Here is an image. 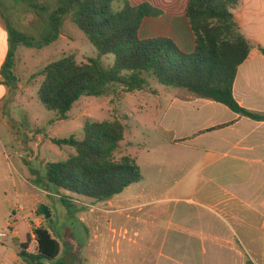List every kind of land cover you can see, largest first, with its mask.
<instances>
[{
    "label": "rangeland",
    "instance_id": "374dc122",
    "mask_svg": "<svg viewBox=\"0 0 264 264\" xmlns=\"http://www.w3.org/2000/svg\"><path fill=\"white\" fill-rule=\"evenodd\" d=\"M38 3L39 7H33L20 0L7 1L11 23L36 41L49 32L50 14L59 5L56 0H38ZM70 55L78 63L99 56L97 47L77 26L73 13L65 19L56 42L40 47L21 45L16 51L15 71L26 88L22 97L21 92H18L17 100L11 105L13 120L4 138L7 166L0 172L5 179L12 180L10 198L13 203L9 207L10 189L6 187L8 196L3 199L4 209L0 210V231L8 229L7 219L13 215L16 220L9 230L18 231L21 242H26L30 231L27 220L32 229L37 223L49 228L59 240L61 251L54 259L42 260V264H118L126 259L129 260L128 264H132L136 254L132 247L139 242L147 245H160L165 241L168 244L172 241L181 242L180 234L169 232L168 217H163L160 222V219H156V212L173 208L174 205L180 209L181 198L196 195L195 187L176 185L175 181H179L177 178L184 172L180 165V154L172 146L165 145L158 136L162 130L159 127L160 117L155 116V104L161 102L165 105V93L174 92L177 88L163 85L153 78H148L143 90L134 92H128L121 85H112L105 95L82 96L74 103L67 117L61 118L57 111L43 105L39 89L44 80V68ZM101 62L106 68L112 67L115 55H104ZM88 120L122 122L125 138L114 156L134 157L144 174L142 181L118 194L121 199L127 200L128 206L133 203L141 205L120 215L119 221L104 212L108 210L106 201L59 193L46 180L48 163L65 161L76 154L75 147L59 146L53 139H81ZM2 188L0 183L1 191ZM19 194L39 195L37 204L20 209L25 214L32 211V218L26 220L23 215L16 216L11 211V208L24 203ZM62 196L72 199L65 201ZM44 208L48 209L49 218H46ZM155 220L160 223V227L156 233H151V223ZM36 247L37 244H33L31 251L35 252Z\"/></svg>",
    "mask_w": 264,
    "mask_h": 264
},
{
    "label": "crops",
    "instance_id": "0c3cea01",
    "mask_svg": "<svg viewBox=\"0 0 264 264\" xmlns=\"http://www.w3.org/2000/svg\"><path fill=\"white\" fill-rule=\"evenodd\" d=\"M129 1L132 5L148 2L163 10L159 17L144 19L140 29L142 38L167 36L184 51H194L196 38L187 17L189 0ZM234 14L253 48L238 68L233 95L242 107L264 115V54L261 51L264 48V0H240ZM8 38L0 15V170L7 166L4 138L13 120L11 105L17 100L18 92L22 97L26 88L17 73L15 90L4 84L1 70L9 51ZM165 94V105L158 102L154 107L162 130L158 136L180 154L184 172L177 178L179 181H175L176 185L193 186L196 195L181 198L180 209L172 205L173 208L156 212L160 222L168 217L169 232L180 234L181 242L168 244L165 241L160 245L139 242L132 247L133 253L136 252L132 264H264V120L241 115L223 103L198 97L185 89L177 88ZM9 173L11 177L10 169ZM4 179L0 172L3 186L0 210L4 209L3 199L8 196L6 187H12L11 178L10 181ZM8 191L10 207L13 203L11 189ZM22 195L19 194L24 203L11 211L27 220L32 218V211L25 214L20 209L35 205L40 199L37 194ZM121 198L116 195L107 200L108 210H104L118 221L120 215L141 206L139 203L128 206L127 200ZM27 222L28 234L32 236L28 251L34 253L30 248L37 244L34 229L40 223L32 229ZM159 227L160 223L155 220L150 232L156 233ZM0 232L8 233L7 237H0V264H23L19 255L23 242L18 231L8 228ZM128 262L126 259L118 264Z\"/></svg>",
    "mask_w": 264,
    "mask_h": 264
},
{
    "label": "trees",
    "instance_id": "16d2710c",
    "mask_svg": "<svg viewBox=\"0 0 264 264\" xmlns=\"http://www.w3.org/2000/svg\"><path fill=\"white\" fill-rule=\"evenodd\" d=\"M7 1L10 0H0V15L9 34V51L1 74L4 84L11 89L15 90L18 84L15 72L18 47L48 46L56 42L65 19L72 13L79 29L99 51V56L88 62L78 63L70 55L49 63L42 71L40 100L61 118H66L74 103L84 95H105L116 84L128 92L143 90L148 78H153L163 85L223 103L241 115L264 120V115L242 107L233 95L238 68L253 48L234 14L240 0L188 1L187 17L196 38L192 52L184 51L167 36H140L146 17L163 14V10L148 2L132 5L129 0H56L59 5L50 14L49 32L36 41L11 23ZM20 1L40 6L38 0ZM261 51L264 54V48ZM107 54L115 55V63L109 68L101 62V57ZM124 138L125 126L119 120H88L81 139H53L59 146L75 147L76 154L65 161L48 163L47 182L59 193L98 201L112 199L143 179L134 157L114 156ZM62 199L72 198L62 196ZM34 235L37 241L34 253L28 251L31 234L19 247L23 264H42V260L60 254V242L49 228L36 227Z\"/></svg>",
    "mask_w": 264,
    "mask_h": 264
},
{
    "label": "built area",
    "instance_id": "2783aa9c",
    "mask_svg": "<svg viewBox=\"0 0 264 264\" xmlns=\"http://www.w3.org/2000/svg\"><path fill=\"white\" fill-rule=\"evenodd\" d=\"M15 216L13 215V217H10L7 219V226L8 228H10L14 223H15ZM8 236V233L6 232H0V237L4 238V237H7Z\"/></svg>",
    "mask_w": 264,
    "mask_h": 264
},
{
    "label": "water",
    "instance_id": "95a60500",
    "mask_svg": "<svg viewBox=\"0 0 264 264\" xmlns=\"http://www.w3.org/2000/svg\"><path fill=\"white\" fill-rule=\"evenodd\" d=\"M44 213L46 215V218H49L50 217V213H49V211H48L47 208H44Z\"/></svg>",
    "mask_w": 264,
    "mask_h": 264
}]
</instances>
